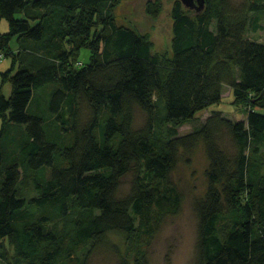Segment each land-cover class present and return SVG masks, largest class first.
<instances>
[{
  "label": "trees",
  "instance_id": "1",
  "mask_svg": "<svg viewBox=\"0 0 264 264\" xmlns=\"http://www.w3.org/2000/svg\"><path fill=\"white\" fill-rule=\"evenodd\" d=\"M118 1L0 0V23H9L0 54L11 60L1 73L10 96L0 89V264H90L102 250L116 251L118 264H149L142 245L184 203L173 179L179 155L200 142L208 184L194 205L193 264H264V43L246 36L263 29L264 0H205L200 11L174 0L169 58L150 27L133 22L144 9L158 20L163 0H130L128 25L115 17ZM223 85L247 118L213 110L179 135L221 103ZM113 233L133 259L114 248Z\"/></svg>",
  "mask_w": 264,
  "mask_h": 264
},
{
  "label": "rangeland",
  "instance_id": "2",
  "mask_svg": "<svg viewBox=\"0 0 264 264\" xmlns=\"http://www.w3.org/2000/svg\"><path fill=\"white\" fill-rule=\"evenodd\" d=\"M174 0H163L164 11L163 16L158 20L149 19L144 13L142 18L138 20L135 17L133 5L130 0H119L115 9V17L120 24L128 25L130 18H136L133 21L134 24H138L145 30L150 27V35L155 34V43L158 45V49L163 56H171L170 48V19L168 16L169 9ZM241 1V0H236ZM194 11L196 9H193ZM261 18L260 23L263 25V29L258 31L248 30L246 36L252 40L264 43V12L258 13ZM149 26V27H148ZM0 32H9V23L3 19L0 23ZM157 34V35H156ZM91 54L88 50L83 49L80 54V61L84 64H88ZM6 60H3L4 62ZM0 62V66L2 64ZM0 70V89L6 97L11 94V85L9 82L1 80ZM6 79V77H5ZM231 88L227 85H223L222 88V101L219 105L213 106L210 109L199 112L192 120L185 121L178 126L179 135H185L191 133L197 127L204 124L206 119L212 114L213 110H219L223 113V116L232 119L234 121L245 120L249 107L245 105H236L233 101ZM158 100L157 102H159ZM44 104V105H43ZM42 106L45 108V102L42 100ZM164 101L159 102L158 116L160 118L165 117ZM144 123V115L137 110L135 116V126L141 127ZM209 162L206 155L205 145L200 142L191 151H182L179 155V161L175 172L173 173V179L180 191L184 196V203L181 212L173 217L167 219L161 230L151 240L145 242L142 247L146 252L149 264H193L195 255V247L197 241V219L194 212V205L197 201H201L206 193L207 189V168ZM131 176H127L121 188V192L125 193L130 186ZM29 181V180H28ZM33 186L27 184L24 180L20 185V195L29 199L36 193L32 188ZM57 230L62 228V221H56L54 223ZM110 239L114 248L118 253L126 255L131 259L134 258L133 247L128 245V242L123 236L119 234H111ZM147 243V244H146ZM137 249V246H135ZM9 255L11 258L14 255L12 247H8ZM90 264H118V254L114 250H102L96 252L91 258Z\"/></svg>",
  "mask_w": 264,
  "mask_h": 264
},
{
  "label": "water",
  "instance_id": "3",
  "mask_svg": "<svg viewBox=\"0 0 264 264\" xmlns=\"http://www.w3.org/2000/svg\"><path fill=\"white\" fill-rule=\"evenodd\" d=\"M182 4L190 9H196L197 11H200L204 5L205 0H180Z\"/></svg>",
  "mask_w": 264,
  "mask_h": 264
},
{
  "label": "crops",
  "instance_id": "4",
  "mask_svg": "<svg viewBox=\"0 0 264 264\" xmlns=\"http://www.w3.org/2000/svg\"><path fill=\"white\" fill-rule=\"evenodd\" d=\"M6 61L2 62L1 66H0V70H2L1 72H5L7 70L10 69L11 67V60L10 59H5Z\"/></svg>",
  "mask_w": 264,
  "mask_h": 264
},
{
  "label": "built area",
  "instance_id": "5",
  "mask_svg": "<svg viewBox=\"0 0 264 264\" xmlns=\"http://www.w3.org/2000/svg\"><path fill=\"white\" fill-rule=\"evenodd\" d=\"M3 60H5V57L3 54H0V62H2Z\"/></svg>",
  "mask_w": 264,
  "mask_h": 264
}]
</instances>
